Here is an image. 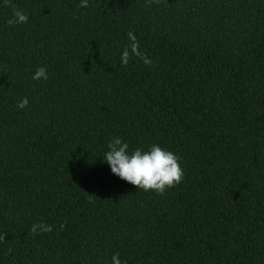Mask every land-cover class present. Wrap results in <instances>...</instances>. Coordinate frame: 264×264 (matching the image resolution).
Segmentation results:
<instances>
[{
	"label": "trees",
	"instance_id": "obj_1",
	"mask_svg": "<svg viewBox=\"0 0 264 264\" xmlns=\"http://www.w3.org/2000/svg\"><path fill=\"white\" fill-rule=\"evenodd\" d=\"M79 4L0 0V264H264V0ZM117 136L182 181L112 174Z\"/></svg>",
	"mask_w": 264,
	"mask_h": 264
},
{
	"label": "clouds",
	"instance_id": "obj_2",
	"mask_svg": "<svg viewBox=\"0 0 264 264\" xmlns=\"http://www.w3.org/2000/svg\"><path fill=\"white\" fill-rule=\"evenodd\" d=\"M80 7H87L88 0H80ZM13 18L9 19V25L27 23V15L19 10L13 9ZM130 43L126 45L120 54V61L127 65L130 56L139 57L144 64H151L152 61L139 51V42L133 32L127 33ZM49 75L45 67L41 66L32 74L33 80H48ZM27 97L17 102V107L24 109L28 106ZM107 151L104 153L103 160L110 168L112 174L132 185L138 186L145 191L154 190L163 194L167 188L174 187L182 181L184 172L180 164V157L171 150L153 143L147 147H137L129 150V144L120 137H113L106 145ZM50 232L52 227L40 222L33 224L31 231ZM112 264H122L119 254L112 256Z\"/></svg>",
	"mask_w": 264,
	"mask_h": 264
}]
</instances>
